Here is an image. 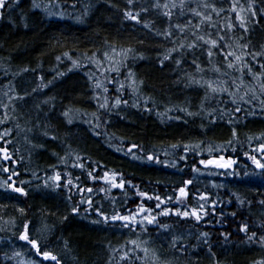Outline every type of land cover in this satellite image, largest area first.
Returning <instances> with one entry per match:
<instances>
[{"label":"trees","instance_id":"obj_1","mask_svg":"<svg viewBox=\"0 0 264 264\" xmlns=\"http://www.w3.org/2000/svg\"><path fill=\"white\" fill-rule=\"evenodd\" d=\"M111 2L114 5L112 7H109L108 0H42V3L50 7L55 15L49 16L43 10H34L28 18L27 29L19 24L13 27L7 19L0 21V64L8 69L7 75L3 69H0V98H2L3 85L11 80L17 93L20 95L27 93L23 101L17 102V115L21 117L19 121L21 126L32 127L39 121L41 126H47L50 134L57 137L56 140H48L39 135V129H34L32 133L21 132L19 135L14 132L13 137H9L13 142L6 147L10 150V154H15L13 158L19 163L13 165L9 161L7 166L20 172V176L13 179L29 181V183L23 185L27 190V196L0 189V205H5L0 208V227L6 229L0 231V264H17L21 259L33 260L36 264H40L42 258L35 255L30 245H25V242L13 236V232L18 233L26 220L30 222V234L39 240L41 250L46 249L55 253L61 264H109L114 249L123 251L122 246H125L127 241L137 238V233L121 228L118 223L109 225L91 223L95 216L86 214L83 211L84 206L81 207L79 214L73 215L72 205L67 201L63 190L43 187V178L46 177V173L51 174L53 165H58V171H69L73 176L80 175L83 185L92 184L86 172L82 173L79 168L66 169L63 164H59L58 156H63L69 150V146L70 150L79 153L97 166V175H103L105 170L115 171L122 173L126 181H131L132 185L137 186L125 185L123 192L120 189L112 190L111 196L117 201L116 208L122 212L128 208L134 209L140 202L154 208L156 201L138 196L137 188L149 195H172L173 189L181 186L182 181L186 179H193L195 182L194 185L189 186L192 192L199 188L212 194L214 199L220 200L221 207L217 209V213L221 211L225 213L226 222L223 225L215 222L218 217L212 216L206 217L210 223L201 221L200 224H196L193 219L181 221L175 216L159 217L162 222L172 226L177 234H185L183 243L188 245L185 255L173 249L168 244L169 234H160L161 230L156 226L150 225L147 233H139L141 239L149 241L147 246L155 250L159 256L157 264H216L217 261L219 264H253L255 260L264 259V248L250 242L245 243L244 234L240 233L237 227L239 223L247 222L258 233L264 232V229L258 227L264 223V206L258 203L259 200L264 199V186L239 184L228 174L231 169H217L212 166L204 168L199 164L201 159L218 158L223 155L225 159L231 158L237 161L233 165L237 171L246 165L249 166L250 171L251 161L246 159L244 152L250 150L249 136L253 137L251 147H256L262 142L255 140L256 136L264 133V113L259 109L255 115L238 114L242 118L241 122L230 125L224 121L209 124L200 117H184L187 123L183 120L167 118L162 120L155 111L149 114L132 107H122L118 111H113L111 115L103 117L110 121L106 132L118 138L111 141L103 134L105 129H101L102 134L97 136L83 119H74L73 123L68 124L61 115L66 108L80 110L89 115L97 111L86 75L93 69L89 66L68 71L71 61L62 54L68 52L70 56L76 58L84 52H88L89 55L97 50L102 52L106 47L105 42L109 45L114 44L117 48L131 47L137 57L143 54V59L130 57L127 63L136 73L137 78L144 81L143 92L156 101L157 111H163L165 105H179L185 101H190L192 110L195 111L200 103L203 90L185 89L177 84L180 70H175L171 61L166 62L167 67L163 70L160 68L158 57L168 46L167 42L153 35L142 25L123 19L122 13L127 8V0H111ZM209 2L215 3L217 7L228 8L224 0H209ZM240 2L247 6V0ZM256 3L258 7L264 8L261 0H256ZM73 4L76 7L73 8ZM150 4L151 0H137L134 7L139 10L141 6L149 7ZM85 5L91 7L88 8L86 15H82ZM192 6L194 7L195 4ZM22 10H31L30 0H23L22 9H17L13 15L18 19ZM61 14H63L62 18ZM224 15L227 13H222L220 22H223ZM231 15L234 16V13ZM142 19L157 29L167 26V19L152 9L143 13ZM248 27V33L238 30L230 35L234 40L243 35L241 42L249 43L250 50L264 51V16L257 17V22L249 24ZM58 55L62 57V62L56 61ZM191 59V56L186 58L182 65L183 70L194 71ZM200 62L206 66L207 58L201 56ZM24 67L35 71L22 72L13 77V73ZM57 72H64L65 75L58 77ZM41 75L45 82L52 81V83L47 88L33 93L32 89L40 82L38 76ZM120 78L123 79V73ZM109 88V95H114V87L109 85ZM49 98L54 99L50 100L49 104H43V101ZM124 98L130 101L132 99L127 91ZM210 103L214 105L215 101ZM37 105L40 107L37 108ZM172 115L183 114L172 113ZM233 127L237 131V140L234 142V147L237 149L235 152L226 144V141L232 139ZM26 134L33 143H43L44 147L31 148L24 139ZM120 140L123 144L119 143ZM201 141L203 142L201 147L205 149L209 145L223 147L220 151L214 150L211 153L203 151L200 155L189 152L186 160H178L183 154V144ZM178 142L181 147L175 150L173 155L170 145ZM130 144L141 145L145 153L165 149L169 155L167 157L161 155V159H177V167H164L161 164L134 160L130 155L125 154ZM117 147L122 150L116 151ZM4 165L5 162L0 160V166ZM193 165L199 168L202 174L193 173L191 171ZM33 172L41 179L34 178ZM7 175L0 171V180L5 179ZM233 193L244 199L245 205H239ZM76 199L78 197L74 196V200ZM95 200L103 204L106 212H112L109 199L101 200V196H95ZM248 201L251 202L250 206ZM190 202L195 201L190 199ZM168 207H178V205L169 204ZM19 208H24L25 214H21ZM233 211L237 214L235 218L229 215ZM13 220L16 224L15 228L11 223H4ZM45 225L48 231L42 232ZM202 231L209 232V245L197 244L196 234ZM225 231L232 233L227 242L220 235ZM209 246L215 253V260L208 251ZM127 247L131 246L127 245ZM14 250L21 251L23 255L14 259H5V254L12 256ZM120 254V252L114 254L116 258L112 259V264H118ZM139 255L143 256V253ZM43 264H54V262L44 261ZM122 264H127V261ZM135 264L140 262L136 261ZM145 264H150V261Z\"/></svg>","mask_w":264,"mask_h":264},{"label":"snow or ice","instance_id":"obj_2","mask_svg":"<svg viewBox=\"0 0 264 264\" xmlns=\"http://www.w3.org/2000/svg\"><path fill=\"white\" fill-rule=\"evenodd\" d=\"M137 0H127V8L123 10V19L131 21L134 24L142 25L148 29L153 35L160 37L167 45L159 54V66L163 70L167 67L166 62L171 61L175 66V70H180L177 75L176 83L182 85L185 89L199 88L203 90L200 103L195 111L192 110L190 101H185L182 104H168L164 106L163 111H157L156 101L143 92L144 81L138 79L136 73L128 66V59L140 58L143 59V54L137 57L135 50L131 47L117 48L114 44H107L101 52L100 50L93 51L89 55L84 52L73 58L68 52L62 55L71 61L73 68H86L91 66L92 71L86 73L92 89V99L95 101L97 111L90 115L80 110L66 108L61 115L66 119L68 124L73 123L74 119H83L93 129L94 135H101V129H105L103 133L111 141L118 139L114 134L106 132L107 126L110 124L104 116H109L113 111H118L122 107H132L138 111L151 114L156 112V115L168 120L184 121V117H200L202 120H207L209 124H217L219 121H224L228 124H238L241 122L240 113L255 115L257 109L264 113V51H252L249 49V43L243 41V35L239 39L234 40L231 33L242 30L243 33L249 32V24L256 23L257 17L264 16V8L258 7L256 0H247V6L240 0H224L228 4V8L223 6L217 7L215 3H210L209 0H151L149 7L141 6L139 10L135 9ZM264 4V0H261ZM109 7L114 6L111 0H108ZM195 4L193 7L192 5ZM23 0H0V21L7 19V22L13 27L17 24L28 28V18L34 10H43L47 15H55L50 7L44 5L42 0H30L31 10H22L17 19L13 13L17 9H22ZM72 7H76L75 4ZM91 5H85L82 15L87 14L88 8ZM155 10L158 15L167 19V26L163 29H157L150 25L149 22L142 19V14ZM222 13H227L223 16V22H220ZM234 13V16L231 15ZM61 14V18H62ZM80 19V18H78ZM191 56V64L194 65V71L187 72L183 70L182 65L186 58ZM207 58V65L204 66L200 62V57ZM219 58V59H218ZM57 62H62L60 55L56 56ZM0 69H3L5 75L8 74V69L0 64ZM126 70V71H125ZM35 71L24 67L13 73V77L20 75L22 72ZM123 73V79L121 74ZM211 73V75H206ZM115 74V75H113ZM64 72H57V76H64ZM40 81L33 93L47 88L52 81L45 82L44 77L38 76ZM109 85L114 87V95H109ZM129 92L132 97L131 101L125 99V92ZM27 95V93L25 94ZM25 95H20L16 92L15 85L11 80L3 85L2 98H0V160L5 162L4 166H0V171L8 174L5 179L0 180V189L4 192L17 193L20 196H27V190L23 187L29 181L15 180L14 177H19L18 169H10L7 162L13 165L19 161L14 159L15 154H10V150L6 147L7 144L13 142L9 137H13L15 132L19 135L21 132L32 133L34 129H39V135L48 140H56L54 134H50L47 126H41L37 121L32 127H22L20 124L21 117L17 115V102L23 101ZM49 98L43 101V104H49ZM215 101L212 105L210 102ZM54 106V105H53ZM40 106L37 105V108ZM172 113H182L183 115H172ZM8 125H12L9 127ZM203 127V125H201ZM232 139L226 141V144L235 152L234 142L237 140L236 128H232ZM24 139L29 143L31 148H43V143H33L26 134ZM253 137L249 136L248 141L250 150L245 151L244 155L248 161H251V170L249 166H245L240 171L233 168L237 163L235 159H225L223 155L218 158L201 159L200 165L204 168L210 166L217 169H231L228 174L231 175L239 184L245 186L257 185L264 186V133L255 137V140L262 141L251 147ZM123 144V141H119ZM199 143H185L182 145L183 154L178 157V160H186L187 154L193 152L200 155L203 151L211 153L212 151H220L223 146L209 145L206 149L201 147ZM180 144L173 143L170 148L175 150L180 148ZM122 149L117 147L116 151ZM134 150H139L134 151ZM19 150L17 149V152ZM126 155H130L134 160H141L148 163L161 164L164 167H177V159L167 160L161 159V155L167 157L169 152L165 149L157 151L144 152L141 145L130 144L127 146ZM53 155H56L53 153ZM23 159L22 157L20 158ZM59 164H63L64 168H79L81 172L87 173V178L92 181L90 186L81 183V176H73L69 171H58V165L52 166L51 174L46 173L43 178V187L52 190H63L66 194L67 201L72 205L71 212L77 215L81 212V207L86 214L94 215L95 219L91 221L93 224H119L121 228L128 229L129 232L137 233L136 239H130L124 250L114 249L113 256L109 260L112 264V259H115V253L120 252L118 264L127 261V264H135L139 261L140 264L150 261V264H157L159 256L155 250L150 249L147 245L148 240L141 239L139 233H147L148 226H156L161 230L160 234L168 233V244L182 255L187 254L188 245L183 243L186 238L184 233L177 234L173 231L172 226L162 222L159 217L175 216L179 220H195L196 224L201 221L210 223L206 217H218L216 223L225 224V213L223 211L217 213V209L221 207L219 199H214L212 194L201 191L199 188L195 192L189 188L194 185L193 179L183 180L181 186L173 189L172 195L160 196L158 194L149 195L147 192L140 191L137 188V195L143 199L155 200V206H145L143 202L136 204L135 208H128L122 212L116 208L117 201L111 196L113 189H120L122 192L125 185L129 187H137L132 185L131 181H126L122 173L105 170L103 175H97V166L91 161L79 155V153L69 150L63 156H58ZM191 171L196 174H202L200 169L195 165ZM36 179H41L35 172L32 173ZM100 182V183H97ZM103 194V195H101ZM126 195V193H125ZM74 196L78 199L74 200ZM95 196H101V200L109 199L112 204V212H106L102 203L95 200ZM239 205H245L246 201L240 196L233 193ZM194 200L195 202H190ZM231 203V201H228ZM251 205V202H247ZM264 206V199L258 201ZM169 204L178 205V207H168ZM5 205H0V208ZM21 214H25L24 208H19ZM233 218L236 217V212H230ZM67 219V217H65ZM5 224L11 223L13 228L16 227L15 221H4ZM30 222L24 221L21 230L13 232L19 241L25 242V245H30L35 251V255L41 257L40 264L44 261H51L54 264H61L58 256L49 250H41V245L38 239H35L30 234ZM240 233L244 234L245 243H252L264 248V232L258 233L252 229L247 222H241L237 225ZM258 227L264 229V223ZM0 227V231H5ZM42 232L48 231L47 225L43 227ZM220 235L227 242L232 233L221 232ZM210 234L207 231H202L196 234L197 244L209 245ZM130 245L131 247H127ZM65 247L67 242L65 241ZM210 255L215 260V253L209 246ZM143 253V256L139 253ZM21 251H13L12 256L5 254V259H14L21 257ZM17 264H36L33 260H19ZM216 264H219L217 261ZM253 264H264V259L253 261Z\"/></svg>","mask_w":264,"mask_h":264}]
</instances>
